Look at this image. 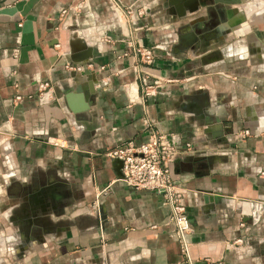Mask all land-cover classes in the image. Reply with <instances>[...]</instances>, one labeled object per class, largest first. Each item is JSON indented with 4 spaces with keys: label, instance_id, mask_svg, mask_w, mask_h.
Masks as SVG:
<instances>
[{
    "label": "crops",
    "instance_id": "1",
    "mask_svg": "<svg viewBox=\"0 0 264 264\" xmlns=\"http://www.w3.org/2000/svg\"><path fill=\"white\" fill-rule=\"evenodd\" d=\"M113 2L148 9L131 25ZM247 4L239 29L215 32L174 0H0V264H180L163 195L126 185L105 155L146 140V123L193 146L172 167L193 258L264 264V0ZM198 24L206 39L190 42ZM136 41L161 48L149 67L166 81L147 97ZM86 61L105 68H65ZM45 81L51 99L27 97Z\"/></svg>",
    "mask_w": 264,
    "mask_h": 264
},
{
    "label": "built area",
    "instance_id": "2",
    "mask_svg": "<svg viewBox=\"0 0 264 264\" xmlns=\"http://www.w3.org/2000/svg\"><path fill=\"white\" fill-rule=\"evenodd\" d=\"M113 7L124 14L125 22L133 25L136 17L142 16L146 11L145 5L129 6L122 9L113 2ZM65 12V10H62ZM20 25V24H19ZM58 46V44H56ZM161 49L160 45H155L148 49L140 41H136L132 50L134 57L133 70L138 82V88L142 96L147 97L156 92L162 86L163 80L160 76L152 72L149 65L156 57L155 50ZM127 53L117 55L116 58L125 57ZM66 69L81 72L85 69L103 70L104 65L97 66L93 61L83 63L67 62ZM49 82H41L38 86L36 96L27 95L28 98L37 97L49 100L52 98V90ZM23 95L16 94L15 101H21ZM148 138L136 143L128 141L122 146L106 150L105 155L112 159L120 160L122 163L120 178L126 185L135 189L150 190L163 195L169 207L168 222L172 224L173 231L179 245L182 259L180 264H213L209 258L196 260L191 254V242L189 236L192 233L190 219L183 201V189L172 178V167L174 162L185 152L193 149L190 142H180L173 134L158 132L146 123ZM251 135L248 128L238 132L240 138Z\"/></svg>",
    "mask_w": 264,
    "mask_h": 264
},
{
    "label": "water",
    "instance_id": "3",
    "mask_svg": "<svg viewBox=\"0 0 264 264\" xmlns=\"http://www.w3.org/2000/svg\"><path fill=\"white\" fill-rule=\"evenodd\" d=\"M175 3H177V12L180 19H184L186 17V11L184 10L183 6L188 9L187 11L189 14L195 15L198 13L199 8H204L207 12V17L211 22L208 23V28L213 29V31H222L223 27H226L227 29L237 30L241 27V25L247 21L248 18L253 14V7L251 4H247L248 0H211L213 3H221L222 7L218 8L214 11V13L210 12V9H212L213 6H210L209 3L206 0H174ZM209 1V0H208ZM237 5L240 6V9L242 11L241 16L236 15V9L231 10L230 6ZM206 27L202 28L199 24L196 27H192L193 33L190 36L189 41L190 42H197L199 39L204 38L202 34V31L204 32ZM195 29V30H194ZM99 55V53L95 49H91V54L89 56H96ZM84 61V60H83ZM92 70L85 69L82 71L83 75H90L92 74ZM94 83L95 80L89 81V90L90 95L93 97L95 95L94 90ZM92 105V99H87V104L83 103L78 107V110H74V112L81 113L88 110V108ZM81 117H84L83 115ZM117 160V159H115ZM118 162V175L121 178V167L122 163L120 160H117ZM33 214V212H32Z\"/></svg>",
    "mask_w": 264,
    "mask_h": 264
},
{
    "label": "rangeland",
    "instance_id": "4",
    "mask_svg": "<svg viewBox=\"0 0 264 264\" xmlns=\"http://www.w3.org/2000/svg\"><path fill=\"white\" fill-rule=\"evenodd\" d=\"M139 5H145L146 6V10L148 9V4H145V3H135V5L134 4H132V5H128V6H124L122 9H125V8H128L129 6H132V8L134 7L135 8V6L137 7V6H139ZM251 6L253 7V9H255V6L254 5H252L251 4ZM231 10H233L234 8H230ZM236 10H238L239 8H238V6H237V8H235ZM146 12V11H145ZM145 14V13H144ZM238 15H240L241 16V13H239ZM120 18L121 17H119V20H120ZM185 19V18H184ZM128 24V23H127ZM201 39H203L204 41H205V39L206 38H201ZM147 47V46H146ZM151 47H153V46H148L147 48L148 49H150ZM127 53V55L126 56H129L131 53L130 52H128V51H123V52H121V53H119V55H121L122 53ZM118 55V54H117ZM117 57V56H116ZM150 66V65H149ZM162 78V77H161ZM165 80V79H164ZM23 195H25V194H23ZM26 197V196H25Z\"/></svg>",
    "mask_w": 264,
    "mask_h": 264
},
{
    "label": "flooded vegetation",
    "instance_id": "5",
    "mask_svg": "<svg viewBox=\"0 0 264 264\" xmlns=\"http://www.w3.org/2000/svg\"><path fill=\"white\" fill-rule=\"evenodd\" d=\"M189 24V23H188ZM206 35H203V37L205 38Z\"/></svg>",
    "mask_w": 264,
    "mask_h": 264
}]
</instances>
